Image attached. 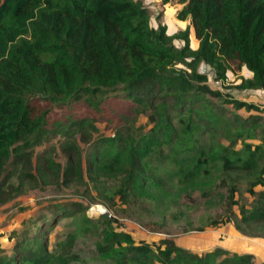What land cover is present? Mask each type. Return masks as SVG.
<instances>
[{
	"label": "trees",
	"instance_id": "16d2710c",
	"mask_svg": "<svg viewBox=\"0 0 264 264\" xmlns=\"http://www.w3.org/2000/svg\"><path fill=\"white\" fill-rule=\"evenodd\" d=\"M159 4L160 11L179 4L174 17L188 21L185 27L167 34L160 14L151 26L143 0H0V205L47 186L75 192L83 186L82 198L110 204L118 196L125 204L137 186L162 182V168H150V156L164 145L179 187L200 181L207 207L214 190L222 191L223 215L207 225L230 223L242 235L264 237V107L210 87L199 70L208 66L212 80L227 88L235 61L250 76L233 87L264 91V0ZM110 97L127 104L133 117L122 116L110 135L94 136L95 115ZM79 103L92 113L53 117L57 108ZM138 115L149 128L134 124ZM49 139L55 144L37 152ZM80 143L90 144L84 157ZM55 148L63 163L51 154ZM241 183L248 205L235 198ZM88 205L47 203L14 234L8 251L0 246V264L75 260V233L49 248L48 235L62 218L78 219L107 264H264L218 246L194 252L168 237L134 240L106 211L86 213Z\"/></svg>",
	"mask_w": 264,
	"mask_h": 264
},
{
	"label": "rangeland",
	"instance_id": "374dc122",
	"mask_svg": "<svg viewBox=\"0 0 264 264\" xmlns=\"http://www.w3.org/2000/svg\"><path fill=\"white\" fill-rule=\"evenodd\" d=\"M160 0H154L148 4L150 12V25L156 26L157 20L155 16L160 14L158 21L166 24L167 34L175 32L176 27L173 23L172 15H174L179 4H165L163 6H172V10H167L163 17V13L159 4ZM164 7H162L163 9ZM172 11V12H171ZM175 46L179 42L173 41ZM199 70L206 73L208 76V84L212 88H218L226 91L233 97L245 101H253L264 107V91L243 90L233 87L238 84L240 77L247 78L250 73L243 67H237V63L232 61L229 70L226 71L225 84L227 88L221 86L220 82L212 80V73L208 66L201 64ZM103 110L99 114H94L96 117L95 125L97 127L96 135H110L118 126H122L124 120L122 116L133 117L128 111V105L118 103V100L110 97L104 105ZM85 111H90L83 104H71L68 108L56 109L53 117L61 119L66 115H78ZM242 115H246L242 110L239 111ZM135 125H143L144 129L150 127L146 122V117L138 115L133 119ZM252 142H255L252 140ZM55 144V139H49L44 145L37 148V152ZM83 157L90 151V144H79ZM161 154L153 153L150 156V168H162L158 172L162 182L159 185L152 186L150 189L137 186L134 195H130L128 201L124 204L118 196H115L110 204L104 202L93 201L87 197H80L79 193L82 187H79V192L74 189L57 188L47 186L43 189L30 191L26 195H22L4 205H0V246L8 251L12 242L15 239L14 234H18L20 230L27 225V220L40 212L41 208L47 203L65 200H77L84 204L89 202L86 213L96 216L98 211L95 208L99 206L105 209L106 213L116 219L113 225L128 232L134 240L144 239L148 243H158L160 238L168 237L184 248L194 251H203L212 247L219 240L223 239V229L221 226L212 229L207 225L210 219L219 218L223 215L224 208L219 204L220 189H215L211 196L212 205H205V198L199 195L200 181H194L192 184L185 187H179L176 182V177L171 174V168H175L174 163L170 159L164 158L167 154L166 147L160 146ZM160 152V151H159ZM55 160L64 162L63 156L55 148L54 153H51ZM91 198L95 197L94 191L90 193ZM240 203L248 205L250 196L244 191L243 183L239 184V193L235 195ZM95 208V210H91ZM77 218H62L55 227L50 231L48 237L49 248L54 242H60L63 236L68 233H75V241L72 252L75 254V260L69 264H107L100 260L94 251V238L83 235L80 232ZM201 228V229H199ZM13 235V236H12ZM12 237V238H11Z\"/></svg>",
	"mask_w": 264,
	"mask_h": 264
},
{
	"label": "crops",
	"instance_id": "0c3cea01",
	"mask_svg": "<svg viewBox=\"0 0 264 264\" xmlns=\"http://www.w3.org/2000/svg\"><path fill=\"white\" fill-rule=\"evenodd\" d=\"M154 0H143V4L145 6H148L149 3H151ZM164 8L162 9V13H163V17H167L165 16L166 13H170L167 10H172V6H163ZM173 11V10H172ZM171 11V12H172ZM170 15H172L170 13ZM172 21L176 27V29L181 30L185 27V25L188 23V21L184 20H178L174 17V15H172ZM166 29H167V25L165 24ZM177 31V30H176ZM173 33V32H172ZM189 46L191 49H195L198 45L197 40L195 39L194 35H193V30L190 28L189 29ZM177 42H179L178 46L181 45V41L176 40ZM260 189V188H258ZM221 229H223L222 233H218L223 235V239L219 240L218 237L220 238V236L217 237V242L210 248L203 250V251H194V252H204L207 250H210L214 247H221L223 249H226L230 252H235V253H249L253 256L255 262H259V261H264V237L263 238H259V237H249L246 235H242L239 232H237L235 230V228L233 227L232 224L230 223H225V224H221ZM220 226V225H219ZM212 229L218 228V227H211Z\"/></svg>",
	"mask_w": 264,
	"mask_h": 264
},
{
	"label": "built area",
	"instance_id": "2783aa9c",
	"mask_svg": "<svg viewBox=\"0 0 264 264\" xmlns=\"http://www.w3.org/2000/svg\"><path fill=\"white\" fill-rule=\"evenodd\" d=\"M96 209H97V211H98V213L97 214H102V213H104L105 212V209H102V208H100L99 206H96L95 207ZM95 208L93 209V208H91V210H95Z\"/></svg>",
	"mask_w": 264,
	"mask_h": 264
}]
</instances>
